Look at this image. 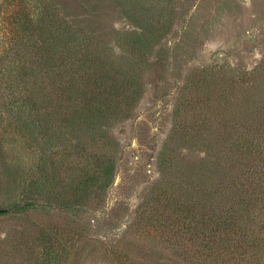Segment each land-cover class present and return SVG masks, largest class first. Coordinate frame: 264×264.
I'll use <instances>...</instances> for the list:
<instances>
[{"label":"rangeland","instance_id":"rangeland-1","mask_svg":"<svg viewBox=\"0 0 264 264\" xmlns=\"http://www.w3.org/2000/svg\"><path fill=\"white\" fill-rule=\"evenodd\" d=\"M0 264H264V0H0Z\"/></svg>","mask_w":264,"mask_h":264}]
</instances>
